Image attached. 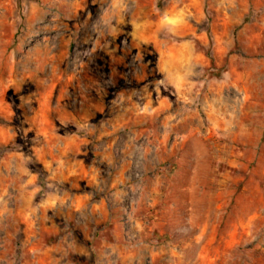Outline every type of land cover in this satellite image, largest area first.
Masks as SVG:
<instances>
[{
  "label": "rangeland",
  "instance_id": "1",
  "mask_svg": "<svg viewBox=\"0 0 264 264\" xmlns=\"http://www.w3.org/2000/svg\"><path fill=\"white\" fill-rule=\"evenodd\" d=\"M0 264H264V0H0Z\"/></svg>",
  "mask_w": 264,
  "mask_h": 264
},
{
  "label": "crops",
  "instance_id": "2",
  "mask_svg": "<svg viewBox=\"0 0 264 264\" xmlns=\"http://www.w3.org/2000/svg\"><path fill=\"white\" fill-rule=\"evenodd\" d=\"M226 85L225 84H221L217 91H223V89H225ZM219 100L217 101V109H216V113H215V116L213 115L212 116V122H214V124L216 125V127H218V129H222V131H228V132H235V130H240L242 128L244 129H249L248 128V124L249 123H246V124H239L238 122H235L233 121V118L236 117V112L235 111H230L229 109L223 107V105L220 107L219 105ZM247 116L249 117L250 113L249 112H246ZM234 127V128H233ZM224 161V159L222 160ZM227 162H231L230 159L227 160ZM233 163V161L231 162ZM166 178V177H165ZM162 177H158L156 179V185H159L158 183L161 182L162 184ZM160 191V190H158ZM165 211V210H163ZM167 211V210H166ZM211 212H214L217 214V217L215 219H210L209 217V213ZM201 213H204V217H202L201 221H200V228L203 229V230H213L215 229L216 227L219 226V214L221 213H225V206H222V205H215L213 207H204L202 208L201 210ZM162 219H158L157 220V217L154 218V222L152 223V228H153V232L155 231H158V229H163L165 228V225H167V221H161ZM165 223V224H164ZM188 223L191 225L190 227H192V220H191V217L188 219ZM209 244V240L206 238L204 243L201 244V250H203V247L205 245ZM167 252H164V250L162 252H158V250L154 251V253H150V257L155 259L157 256H158V260L160 261L161 259H167L169 261H173L174 260L170 257H174V255L176 256H181L183 258V260L186 259L185 257V253L183 251V249H181V251H177V250H174L173 248H169L168 247V253L166 254ZM169 255V256H167ZM198 255H200V257H202V252H199ZM187 260V259H186Z\"/></svg>",
  "mask_w": 264,
  "mask_h": 264
}]
</instances>
